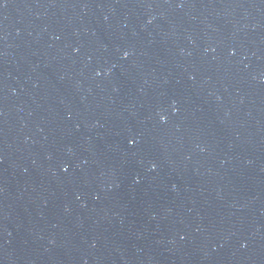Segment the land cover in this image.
I'll list each match as a JSON object with an SVG mask.
<instances>
[{"label": "water", "instance_id": "obj_1", "mask_svg": "<svg viewBox=\"0 0 264 264\" xmlns=\"http://www.w3.org/2000/svg\"><path fill=\"white\" fill-rule=\"evenodd\" d=\"M0 264H264V0H0Z\"/></svg>", "mask_w": 264, "mask_h": 264}, {"label": "snow or ice", "instance_id": "obj_2", "mask_svg": "<svg viewBox=\"0 0 264 264\" xmlns=\"http://www.w3.org/2000/svg\"><path fill=\"white\" fill-rule=\"evenodd\" d=\"M128 55V53H125V56H127Z\"/></svg>", "mask_w": 264, "mask_h": 264}]
</instances>
